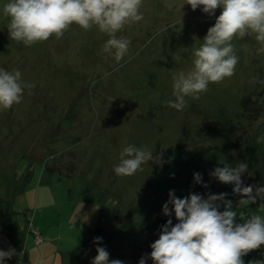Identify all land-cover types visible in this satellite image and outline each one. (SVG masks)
<instances>
[{
  "label": "rangeland",
  "instance_id": "obj_1",
  "mask_svg": "<svg viewBox=\"0 0 264 264\" xmlns=\"http://www.w3.org/2000/svg\"><path fill=\"white\" fill-rule=\"evenodd\" d=\"M7 2L0 0V69L20 70L35 87L31 95L25 90L20 104L0 110V250L21 252L19 264L24 251L38 247V234L50 243L51 255L57 248L73 250L92 264L96 248L110 246L106 234L133 219H142L146 239H158L154 230L169 192L177 197L189 190L205 199L228 193L238 214L264 216L258 205L237 208L243 197L233 194L234 185L217 184L210 175L226 155L236 160L235 152L264 125L254 103L264 102V84L257 82L264 80V53L258 54L254 36L233 40L239 58L233 77L210 84L198 100L186 98L183 111L166 106L175 99L173 76L193 67L194 49L221 8L209 16L202 7L193 11L187 0H143V20L117 34L131 42L117 63L105 59L102 46L109 37L95 26L84 31L73 25L59 40L53 36L31 47L11 40L3 15ZM226 127L231 133L224 138ZM128 145L147 147L157 159L120 177L114 167ZM196 152L203 166L199 184L186 176L184 165ZM152 200L155 206L148 208ZM142 207L161 209L160 219L157 212L145 216ZM14 239L18 248L10 245ZM243 259L264 261V246Z\"/></svg>",
  "mask_w": 264,
  "mask_h": 264
},
{
  "label": "clouds",
  "instance_id": "obj_2",
  "mask_svg": "<svg viewBox=\"0 0 264 264\" xmlns=\"http://www.w3.org/2000/svg\"><path fill=\"white\" fill-rule=\"evenodd\" d=\"M186 4L193 11L202 7L209 16H213L217 8L222 12L215 25L209 28L203 44L194 49L193 67L173 76L175 99L167 101L166 106L178 112L187 106L186 98L198 100L210 84H219L234 76L239 60L234 39L254 36L261 45L258 54L264 53V0H187ZM142 7L143 0H8L3 15L9 18L10 39L26 47L46 42L53 36L59 40L73 25L84 31L95 26L109 37L102 46L105 59L111 57L120 63L128 54L131 42L117 34L126 26L143 20ZM257 82L264 84V80ZM34 87L22 80L20 70L0 69V110L20 104L25 90L31 95ZM154 159L157 158L147 147L128 145L120 152L114 172L120 177H131ZM247 170V164L242 162L235 167H217L210 173L220 183L234 185L233 194L243 197L237 208L256 204L258 198L264 199V187L244 185L241 177ZM194 181L202 182L199 173L194 174ZM203 186L208 187L207 184ZM227 195L209 194L205 199L193 193L179 199L174 192H169L163 214L171 216L174 211L178 223L172 226L169 219L159 239L151 245L153 264H244L243 257L264 246V216H246L244 211L238 214L232 202L226 199ZM221 207L224 208L222 212ZM237 216L240 223H237ZM94 243L100 244L101 238H96ZM96 252L92 264H122L120 260L109 261L104 247H97ZM14 255L15 249L0 250V264ZM146 259L142 257L139 264H146ZM250 264H264V261Z\"/></svg>",
  "mask_w": 264,
  "mask_h": 264
},
{
  "label": "trees",
  "instance_id": "obj_3",
  "mask_svg": "<svg viewBox=\"0 0 264 264\" xmlns=\"http://www.w3.org/2000/svg\"><path fill=\"white\" fill-rule=\"evenodd\" d=\"M245 102H247V101H245ZM254 103L256 104V106H259L258 108L255 109V113L257 115L258 114L264 115V102H262L260 104L256 103V102H254ZM224 129L225 130H222L224 132L223 137L227 138L231 133L230 132L231 127H226ZM261 137H264V125L262 126V128L259 129V131L257 133H255V136H252V137H250V135L248 136L247 141H246V146L244 147L245 149L242 152H241V150H239L237 152H235L236 150L234 151L235 153H237L236 160L233 161V158L231 160H229L228 156L226 155V157L221 159L224 161V163H221V164L218 163V167H223L225 165H229V166L234 167L239 163H242V162L246 163L248 166V170L241 177V179L244 182V185L245 186L253 185L255 187H264V139H260ZM258 139H259V142H258ZM246 151H247L248 155L245 154ZM219 152L220 151L218 148L216 150V154H214V156L217 158V160L220 159V156H218ZM190 156H196L197 157L195 159L189 158L190 160L188 158L185 159V161L188 162V164H186V162L184 164V165H187V168H186L187 173H185V174H186V176L189 175L191 177V176H194V174L199 173V170L201 168H203V166H201L202 158H200V152L190 154ZM209 164H211L212 166L217 165L216 163H214V162L212 163L211 161H209L205 164V166H209ZM201 177L204 180L203 176H201ZM218 182L219 181L217 180L216 183L218 184ZM190 192L191 191L188 190V193H190ZM181 193L176 198H179L181 196V198H179V199H184V198L190 196V195H188V193L187 194L184 193L182 195H181ZM153 201L154 200H152V202ZM257 205L258 206L264 205V199L260 198V201L257 200V203L253 204V206H257ZM147 206H148V208L152 207V206L154 207L155 203L153 202V204L151 205V202L148 201ZM169 209L171 211V209H172L171 205H169ZM145 210L146 209L144 207H142V211L145 212ZM158 211H159L158 208L156 210H151L150 212L147 211V212H145L146 213L145 216H152L151 215L152 213L157 212L156 213L157 218H159L160 215H162V213H161V209H160V213ZM118 214L119 213L117 212L115 216H117ZM160 218H159L160 220L157 222V224L155 226V230H154L158 239H159V235H160V231H161L162 227L167 223V221L169 219L172 220V226H175V224L178 223V221L175 218L174 211L172 212L171 216L163 215ZM152 222H156V219L152 220ZM152 222L150 223L151 226L154 225V223H152ZM132 223L133 224H130V225L127 224L128 227L124 228V226H123V228H118L120 230H117L115 232L114 231L109 232L106 234L107 235V238L105 239L106 244H108L110 246H107L104 248L109 253V261L120 260L122 262H128L129 264H139V261L142 257H147L146 264H153V261L150 259V254L152 251L151 245L157 240V238L154 239V237H153L152 239H146V236H144V235H146L147 232H144L145 227H144V223H143L142 219L141 220L139 219L138 221L133 219ZM37 236L41 239L40 242L37 241V239H36ZM34 240H35L36 245H41L44 242L43 239L38 234H35ZM17 253L18 254L13 256L14 258H16L19 255V253H21V252H17ZM22 255H23L24 260H25L26 252L24 251L22 253ZM21 262H23V261H20V263Z\"/></svg>",
  "mask_w": 264,
  "mask_h": 264
},
{
  "label": "crops",
  "instance_id": "obj_4",
  "mask_svg": "<svg viewBox=\"0 0 264 264\" xmlns=\"http://www.w3.org/2000/svg\"><path fill=\"white\" fill-rule=\"evenodd\" d=\"M26 241L27 247H29L28 239H26ZM18 244V242L16 243V239L10 242L11 247L15 245L18 248ZM37 246L38 247L32 249L28 248L29 250H26L25 260L19 264H88L84 259L80 260L73 250L61 252L59 251L60 248H57V251H53V254L51 255L49 252L51 247L50 243L48 244L44 242ZM16 258L12 257L11 259L6 260L4 261V264H18ZM122 264L125 263L122 262Z\"/></svg>",
  "mask_w": 264,
  "mask_h": 264
},
{
  "label": "built area",
  "instance_id": "obj_5",
  "mask_svg": "<svg viewBox=\"0 0 264 264\" xmlns=\"http://www.w3.org/2000/svg\"><path fill=\"white\" fill-rule=\"evenodd\" d=\"M36 239H37V241H38V242H40V241H41V239H40L38 236L36 237Z\"/></svg>",
  "mask_w": 264,
  "mask_h": 264
}]
</instances>
